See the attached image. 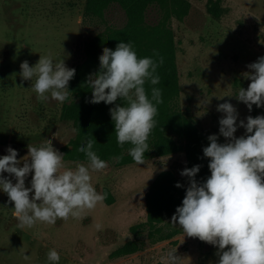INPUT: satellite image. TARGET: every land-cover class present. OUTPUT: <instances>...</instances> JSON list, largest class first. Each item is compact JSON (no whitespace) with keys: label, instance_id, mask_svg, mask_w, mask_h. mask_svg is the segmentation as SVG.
I'll use <instances>...</instances> for the list:
<instances>
[{"label":"rangeland","instance_id":"1","mask_svg":"<svg viewBox=\"0 0 264 264\" xmlns=\"http://www.w3.org/2000/svg\"><path fill=\"white\" fill-rule=\"evenodd\" d=\"M86 1L0 0V157L11 146L21 159L27 156L28 144L39 147L46 140L64 154L63 147L76 136L72 122L62 118L67 101H39L31 87L34 80H22L20 65L26 60L32 67L40 55H51L72 68L84 39L106 25L125 23L126 13L118 4L107 10L104 21H84ZM188 2V10L166 17L175 37L179 104L208 136H219L220 103L237 109V123L246 122L249 115L264 116V106L253 105L249 112L235 97L251 82L244 75L250 71L247 65L264 56V0ZM163 14L153 6L148 20L158 23ZM245 131L238 128L234 135L239 138ZM218 142L227 141L219 136ZM63 162L73 170L77 163L88 164L65 156ZM106 162L107 169L92 173L93 186L106 199L81 219L21 228L13 216L14 204L0 191V264H49L47 253L52 249L60 255L59 264H160L161 256L175 248L181 264H217L215 246L184 236L171 219L133 230L148 220L147 192L160 173L174 171L188 187V178L180 175L185 167L191 168L185 151L148 158L140 165ZM202 179L197 177L198 182ZM132 239L140 244L138 251L114 255ZM24 254L31 256L30 261L23 259Z\"/></svg>","mask_w":264,"mask_h":264},{"label":"clouds","instance_id":"2","mask_svg":"<svg viewBox=\"0 0 264 264\" xmlns=\"http://www.w3.org/2000/svg\"><path fill=\"white\" fill-rule=\"evenodd\" d=\"M153 57L139 58L130 41H121L115 50L103 48L99 70L86 82L92 95L87 102H124L109 111L118 145H132L128 154L137 165L145 163V153L150 150L147 141L156 127L157 106L163 103L159 88L152 87L150 97L145 89L146 82H160L156 72L164 58L155 51ZM20 68L22 80H34L31 87L39 101L62 104L68 100L69 82L76 70L67 67L63 59L54 61L51 55H40L35 66L30 67L25 60ZM247 68L250 71L244 75L251 82L235 97L251 112L253 105L264 106V56ZM217 111L223 113L219 136L227 142L219 143L217 134L207 137L203 156L209 159L210 176L204 182L196 180L199 164L180 172L188 178V187L171 224L178 223L184 236L215 246L217 264H264V116L249 115L246 122L241 119L237 123L239 113L229 102L218 104ZM238 128L246 130L239 138L234 135ZM93 145L94 141L88 139L77 148L88 164L77 163L74 170L65 166L64 154L53 147L51 140L39 147L28 144L27 156L21 159H17L16 149L7 148L8 154L0 157V191L14 204L13 216L21 228H32L38 222L55 225L58 219L67 221L70 217L81 219L106 199V194L93 186L92 173L107 169L108 163L97 155ZM29 174L30 187H26ZM175 186L183 187L179 182ZM176 252V248L166 252L160 264H181ZM23 259L30 261L31 256L24 254ZM47 261L59 264V253L49 250Z\"/></svg>","mask_w":264,"mask_h":264},{"label":"trees","instance_id":"3","mask_svg":"<svg viewBox=\"0 0 264 264\" xmlns=\"http://www.w3.org/2000/svg\"><path fill=\"white\" fill-rule=\"evenodd\" d=\"M114 4H118L125 11V23L122 26L106 25L77 46L79 58L76 57L72 66L76 73L69 82V98L62 113L64 120L72 122L76 136L69 145L63 147L65 158L88 162L85 154L78 152L77 148L92 139L93 150L102 160L114 162L116 165L134 163L128 154L132 145L126 143L121 148L117 143L115 125L109 111L116 104L123 106L124 102L117 100L111 105L104 102L89 103L87 101L91 100L92 95L86 83L89 75L99 70V56L103 54V48L115 50L121 41H130L139 58L153 57L154 51L164 58L163 65L156 72L160 82L157 85L145 83L149 97L151 88L156 87L161 90L163 99V103L157 106L156 127L147 141L150 150L145 153V159L185 151L191 167L201 165L196 180L201 176L203 179L200 182H204L210 176L209 159L203 156V148L209 143L208 135L191 116L183 112L179 104L181 86L175 37L166 19L168 15H180L188 10V0H87L83 20L104 21L107 10ZM153 6L164 13L158 23L148 20V10ZM116 157L121 159L117 160ZM177 182L183 187H176ZM186 189L183 180L177 178L174 171L160 173L147 192L148 220L134 225V232L148 224L154 227L155 224L169 221L176 208L182 206ZM139 249L137 239H132L116 249L114 255H126Z\"/></svg>","mask_w":264,"mask_h":264}]
</instances>
